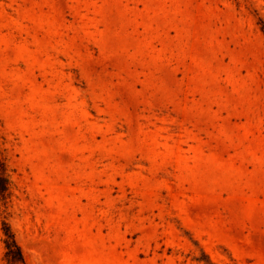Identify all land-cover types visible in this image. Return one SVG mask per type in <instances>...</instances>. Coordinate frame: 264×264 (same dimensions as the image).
<instances>
[{
	"label": "rangeland",
	"instance_id": "obj_1",
	"mask_svg": "<svg viewBox=\"0 0 264 264\" xmlns=\"http://www.w3.org/2000/svg\"><path fill=\"white\" fill-rule=\"evenodd\" d=\"M254 11L264 0H0L26 264H264Z\"/></svg>",
	"mask_w": 264,
	"mask_h": 264
},
{
	"label": "trees",
	"instance_id": "obj_2",
	"mask_svg": "<svg viewBox=\"0 0 264 264\" xmlns=\"http://www.w3.org/2000/svg\"><path fill=\"white\" fill-rule=\"evenodd\" d=\"M258 20V25L264 35V20L254 11ZM1 127V121H0ZM15 189L14 170L11 168L5 151L0 143V222L1 232L3 236V245L5 249V260L7 264H26L23 251L16 240L15 233L11 224L10 217V203ZM204 257L194 258L197 264H216L203 252Z\"/></svg>",
	"mask_w": 264,
	"mask_h": 264
}]
</instances>
